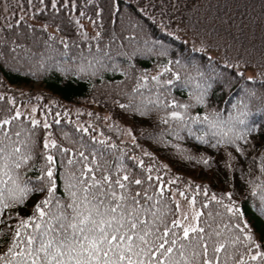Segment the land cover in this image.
I'll return each instance as SVG.
<instances>
[{
    "label": "trees",
    "instance_id": "1",
    "mask_svg": "<svg viewBox=\"0 0 264 264\" xmlns=\"http://www.w3.org/2000/svg\"><path fill=\"white\" fill-rule=\"evenodd\" d=\"M59 2L62 0H58ZM71 2L75 4L71 10L69 6L60 8L59 11L49 6L35 12L34 8L30 10L27 7V0H0V119L7 118L17 106L26 103L34 104L36 112L43 116V120L37 119L40 121L37 126H32L30 120H25L23 115L6 126L0 125V147H10L9 141L31 142V163L26 171L14 169V172H20L23 178L32 183H35L34 177L40 176L44 165L45 119L49 122V139H55L58 145L62 144L64 147L75 148L81 140L95 146L102 139V133L109 139L100 144V150L104 149V145L116 144L103 157L110 162V168L115 169L120 164L125 169L147 175V165L152 163V176L160 173V179L165 184L173 177L180 178L169 184V187L183 191L185 197L195 201L193 205L202 213L197 221L204 227L206 238H209V225L213 232H221L219 239L224 241L231 240L238 234L234 224L230 222L233 214L228 213L224 207L230 201H235L248 225V231L260 245L259 251H264V200L261 199L264 196V173L261 172L259 159L264 134H251L255 150L245 141H240L246 149L245 155L229 148L228 151L234 157L229 161L224 146H212L215 140L211 138L212 133L208 131L206 124L192 123V134L189 135L187 126L177 130L175 120L168 118L169 123L165 124L160 119L165 111L176 110L174 106L165 108L169 97L180 103H189L187 114L190 116L218 109L227 118L232 102L229 94L233 98H239L243 89H251L259 99L251 98L247 119L249 123L255 122L258 127H264V0ZM48 3L49 0H45V4ZM18 4L24 5L23 12L17 7ZM32 4L39 7L38 0H32ZM11 13L14 15H10ZM17 19L20 20L19 25L14 23ZM5 21L12 23L11 29L4 26ZM132 23H137V27L133 28ZM133 32L136 33L135 37L131 35ZM161 45L167 48V56L157 54ZM136 48L144 50V54L138 53L129 61L123 53H131ZM178 57L181 58V65L195 61L205 76L211 78L208 82L212 87L206 97L210 100L209 104L191 101L190 92L195 95L199 91L198 85L203 82L194 74L190 80L185 79L188 70L180 65L172 66L181 74V79L174 81L172 87L158 85L151 79L159 71L158 66L166 64L168 60L175 61ZM225 60L232 64L231 69L225 65ZM114 63L126 70L127 74L124 71H112ZM82 67L84 71H81ZM221 72L224 77L219 75ZM237 72H242V75H237ZM144 74L148 75L146 81L139 79ZM247 77L253 79L249 80ZM170 78L168 72L160 73L158 77L161 80ZM157 99L164 103L156 105ZM113 101L118 103L114 106ZM129 101L130 108H139L140 111L132 113L119 109V103ZM146 109L150 110L149 115H141ZM108 114L112 115V119L104 121L103 116ZM77 123L88 127L89 133L77 128ZM108 124L112 127H107ZM4 128L11 135L5 133ZM33 128L34 136L29 131ZM126 128H133L132 135L136 137V144L140 147H136L126 137ZM16 133L20 134L19 138ZM201 133H205L204 138L209 140L208 144L196 138ZM90 135H97L98 141L93 142ZM23 147L24 145L22 149ZM141 149L153 155H142ZM47 151L55 160L57 187L54 195L66 201V180L61 178L62 161L67 180L71 179L68 174L76 170L77 163L82 164L83 161L73 156L76 163L69 165L55 146L50 145ZM86 151L90 152L91 148ZM202 155L207 158V163L201 159ZM133 156L144 162L143 168L131 159ZM161 163L167 164L168 168L162 169ZM112 175H115L114 171ZM253 187H256L255 193L251 191ZM225 192L233 194L230 198L223 197ZM165 193L161 204L154 199L157 193L150 192L152 199L149 203H156V214L162 213L170 222L177 217L178 212L175 210L176 203L172 193L167 189ZM213 194L216 200H212ZM205 197L209 200L208 207L203 206ZM39 199V195H30L12 211H5L0 215V251L6 250L17 227H20L21 232L17 239H22L25 245V232L36 235L34 243L43 242L39 236L43 229L35 228L36 221H29L32 228L19 224V221L28 216L35 215L49 229L47 239L56 237L60 223L53 220L49 224L46 218H41L35 212L34 206ZM163 205L167 206V210ZM49 215L54 216L55 213ZM64 223L67 226V221ZM216 225H219V229ZM216 239L215 235L209 238L210 256L211 242ZM249 248L250 245L240 242H225V249L231 253V257H227L225 250H222L221 264H233L241 254L244 255V264H261L259 257L250 261L247 255ZM15 250L20 251L19 245L15 246ZM256 250L251 249L253 253Z\"/></svg>",
    "mask_w": 264,
    "mask_h": 264
},
{
    "label": "snow or ice",
    "instance_id": "2",
    "mask_svg": "<svg viewBox=\"0 0 264 264\" xmlns=\"http://www.w3.org/2000/svg\"><path fill=\"white\" fill-rule=\"evenodd\" d=\"M38 4L39 7H35L32 0H27V7L30 10L34 8L35 12H40L49 6L57 11L65 6H69L70 10L75 7L71 0H62L59 3L58 0H49L48 4H45V0H38ZM17 7L21 12L24 11L23 4H18ZM145 14L147 15V13ZM10 15H14V13ZM21 19H23V16H21ZM14 23L19 25L20 20L17 19ZM137 23H132L131 26L136 28ZM4 26L11 29L12 23L5 21ZM44 27L46 28L47 25H44ZM131 35L135 37L136 33L133 32ZM147 50L151 51V49ZM138 53L143 55L144 50L136 48L131 53H123V55H126L131 61L132 57ZM157 54L167 56L168 50L161 45ZM224 63L229 69L232 68V64L227 60ZM173 64L180 65L188 70L185 79L190 80L194 74L203 82L202 85H198L199 91L195 95L190 92L191 101L202 105L209 104L210 100L206 97L209 95L208 90L212 87V84L208 82L211 78L205 76L200 69V65L195 61L181 65L180 57L175 61L168 60L166 64L158 66L159 71L151 79L156 81L158 85L174 86V81H179L181 74L172 67ZM237 68H239V62H237ZM84 70L82 67L81 71ZM111 70L115 72L124 71L127 74L126 70L121 69L115 63L112 65ZM163 72L170 73L171 78L158 79L160 73ZM95 74L94 72L93 75ZM219 75L224 77L223 72ZM237 75H242V72H237ZM139 79L146 81L148 75L144 74ZM247 79L252 80L253 77H247ZM251 98L259 99L256 92L251 89H243L239 98H233L229 94V99L232 102L229 106V115L224 118L222 111L218 109L200 113L197 116H190L187 114L189 103H180L175 98L169 97L165 108L174 106L176 110L165 111L160 119L165 124L169 123L168 118L175 120L177 130L187 126L189 135L192 134V123L206 124L208 131L212 133L211 138L215 140V144L212 146H224L225 155L231 161L234 157L232 152L228 151L229 148H232L238 154L245 155L246 149L240 141H245L249 147L255 150V145L250 139L251 134L254 132L264 134V127H258L255 122L249 123L247 119ZM9 100L11 102V97H9ZM117 103L118 101H113L114 106ZM162 103L164 101L159 99L155 101L156 105ZM130 104L131 101L119 103L118 106L119 109L128 110L132 113L140 111L139 108H130ZM262 108H264V105H262ZM149 111L146 109L141 115H149ZM32 112H36L34 106ZM22 115L25 120H30L32 126H37L40 123L34 116L29 117L26 113L22 114L17 106L16 110L11 112L7 118L0 119V125L6 126L12 120L20 119ZM89 115L93 114L89 113ZM102 119L109 121L112 119V115H105ZM57 123H59L58 114ZM43 126L45 129L44 165L40 170V176L33 178L35 183L23 178L20 172H14V169L26 171L28 164L31 163L30 157L33 154L31 142L13 143L9 141L10 147H0V154H2L0 155V215H3L5 211H12L30 195H39L40 199L36 201L34 206L35 212L39 213L41 218H46L49 224L53 220H58L60 229L57 230L56 237L47 239L49 229L45 228L35 215L19 221L21 226H27L28 228L33 227L29 221H36L35 228L38 230L43 229L39 232L43 242L34 243L37 239L36 235L25 232L27 237V244L25 245L22 239H17L21 236L20 227H17L15 234L6 246V250L0 251V264H221L220 253L222 250H225L227 257H231V253L225 249V242L231 244L240 242L250 245L247 250L250 261H255L259 257L261 258V264H264V251H259L260 245L256 243L253 235L248 231V225L243 219V214L236 207L235 201H230L224 207L228 213L233 214L230 222L234 224L238 234L233 239L224 241L219 239L221 232H213L212 226L209 225L208 237L210 238L212 235L217 237L216 240L211 242L212 255L210 256L209 238L205 237V229L197 221V218L202 215L199 209H194L192 215L189 216L187 211L181 209L180 202L177 200L175 210L180 215L169 222L162 213L160 215L156 214V203H149V200L152 199L150 192L157 193L154 199L161 204L166 196L165 189L175 194L177 190L170 188L169 184L178 181L179 177H173L168 184H165L160 179V173L155 177L152 176L154 170L152 163L147 165V175L144 172H133L131 169H125L120 164L112 169L109 167L110 162L104 160L103 157L105 152L109 148H115L116 144L104 145V149L100 150V144L109 139L103 136L102 133L100 134L102 139L95 146L88 145L81 140L77 142L75 148L64 147L62 144L58 145L55 139H49L50 134L47 132L49 122L47 119L43 121ZM169 126L171 127V125ZM107 127L111 128L112 125L108 124ZM77 128H82L84 133H89V128L79 123H77ZM4 131L11 135L7 128H4ZM29 131L32 136L35 135L34 128ZM124 131L126 137L130 138L131 143L136 147H140L136 144V137L132 135L133 128H126ZM16 135L19 138L20 134L16 133ZM204 136L205 133H201L196 138L208 144L209 140L205 139ZM89 138L93 142L98 141L97 135H90ZM22 145H24L23 149ZM50 145L58 148L62 158H66L69 165L76 163L73 156H77L83 161L82 164L77 163L76 170L68 174L71 177L70 180L64 177L65 169L62 161L61 178L66 180L64 184L65 195L68 198L66 201L54 195L57 184L54 156L47 151ZM88 148H91L90 152L86 151ZM260 148V168L261 172L264 173V140L261 141ZM141 154L145 156L153 155L144 149H141ZM12 157L15 158L12 159ZM131 159L137 161L142 168L144 167V162L139 160L137 156H133ZM153 159L155 158L153 157ZM201 159L207 163V158L203 155ZM160 167L167 169L168 165L161 163ZM113 171L115 175H112ZM122 172L123 174H121ZM185 187H188V185L185 184ZM204 190L207 191L206 185ZM251 191L255 193L256 187H253ZM232 194V192H225L222 196L230 198ZM179 195L184 196L185 193L180 191ZM261 199L264 200V196ZM212 200H216L215 194L212 195ZM188 203L191 205L195 201L189 198ZM208 205L209 200L205 197L203 206L208 207ZM163 207L167 210L166 205H163ZM49 213H55V215L52 216ZM65 221H67V226H65ZM216 228L219 229V225H216ZM156 233L160 234L156 235ZM241 237H243L242 240ZM17 245H19L20 251L15 250ZM174 248L176 249L175 252ZM251 249L257 250L253 253ZM233 264H244V255L241 254L240 258L234 260Z\"/></svg>",
    "mask_w": 264,
    "mask_h": 264
},
{
    "label": "rangeland",
    "instance_id": "3",
    "mask_svg": "<svg viewBox=\"0 0 264 264\" xmlns=\"http://www.w3.org/2000/svg\"><path fill=\"white\" fill-rule=\"evenodd\" d=\"M33 106L36 108V106L34 104H32V103H26V104H23V105L18 106V107L21 110V112L26 113L30 117L34 116L36 119L43 120L42 114L37 113V112H35V113L32 112ZM179 192L180 191H176L175 194L172 193V196H173L175 202L177 200L180 202L181 209L184 210V211H187L189 216H191L193 210L196 209V208H195V206L193 204L190 205L188 203L189 198H187L185 196H180ZM179 215H180V213L177 214V216H179Z\"/></svg>",
    "mask_w": 264,
    "mask_h": 264
}]
</instances>
